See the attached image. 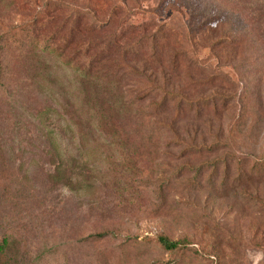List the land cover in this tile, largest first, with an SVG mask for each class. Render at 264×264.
I'll use <instances>...</instances> for the list:
<instances>
[{
  "label": "rangeland",
  "instance_id": "1",
  "mask_svg": "<svg viewBox=\"0 0 264 264\" xmlns=\"http://www.w3.org/2000/svg\"><path fill=\"white\" fill-rule=\"evenodd\" d=\"M21 1L0 7L7 30L46 1L87 17L115 5L133 29L123 46L141 40L134 65L147 76L122 81L124 95L151 84L200 107L176 96L183 112L169 104L160 116V146L151 131L78 133L90 108L78 74L53 53L34 58L17 99L0 91V237L14 236L11 264H264V0ZM72 13L47 15L55 26ZM58 164L74 171L72 186L50 181ZM159 234L185 245L165 251Z\"/></svg>",
  "mask_w": 264,
  "mask_h": 264
},
{
  "label": "trees",
  "instance_id": "2",
  "mask_svg": "<svg viewBox=\"0 0 264 264\" xmlns=\"http://www.w3.org/2000/svg\"><path fill=\"white\" fill-rule=\"evenodd\" d=\"M87 1L88 3L91 1L106 3L105 0ZM128 1L130 0H122L126 3ZM51 3V1H46L44 12L34 13L20 28L7 30L6 25L0 22V91L8 97L20 96L23 87L30 85L32 81L30 71L34 67V63L37 62L34 58L38 59L45 51L53 53L57 57L65 58L64 62L74 68L82 85L84 107H90L87 109V117L77 120L78 133H82V129L90 127L107 132L120 130L124 134H140L143 131H151V134L157 132L156 137L159 142L156 146H160L161 139L158 133L163 136L166 125L159 118L166 112L169 104H174V110L182 113V102H175L174 98L183 96L160 87H154L152 91L151 84L146 87V90L141 89L137 96L130 94L129 97H126L127 94L124 95L126 92L121 85L122 81L129 78L145 80L147 76L146 69H139L134 65L135 60L139 59L136 54L140 52L135 49L139 46L143 48L141 40H137L136 43L131 42L132 44L129 46H123L126 37L132 34L133 29L132 26L125 25L119 18V8L115 5L105 4V7L99 12L100 14L97 15L89 11L90 17H87L84 13L86 9L81 10L64 2L58 8L50 9L48 4ZM23 5L25 2L21 0H0L1 8L22 10ZM65 6L73 11L70 22L54 26L56 17H51L52 15H47V13L55 12L56 9L61 10ZM161 36H164V33ZM40 43L42 47L39 45ZM10 47L14 48L16 55L11 52ZM8 50L12 54L10 61L4 55ZM36 51L38 55L35 54ZM65 51H68L67 54ZM111 65H114L115 68L112 69ZM18 68L23 69L24 72L20 73ZM157 96L159 99L152 104L146 102L147 99L151 101V97L157 98ZM90 102L93 104L91 105ZM184 103L188 110H198L200 107L197 104L200 103V100L194 102L185 99ZM95 116H97L96 123L93 124L91 119ZM175 139L177 140V138ZM217 145H213L215 149L212 146L205 147L203 145L196 149H205L210 153L216 150ZM49 150L50 157H55L56 148L54 145L50 144ZM213 162L216 167L220 163L219 160ZM189 167L188 169L193 168ZM193 171L198 174L200 169L197 167ZM73 176L74 171L71 168H64L58 164L49 179L64 187H70L73 184ZM155 242L163 250L175 252L182 249L186 241L171 240L167 236L159 234L156 236ZM12 246H14V236L12 233H4L0 237V264H11L8 253Z\"/></svg>",
  "mask_w": 264,
  "mask_h": 264
}]
</instances>
